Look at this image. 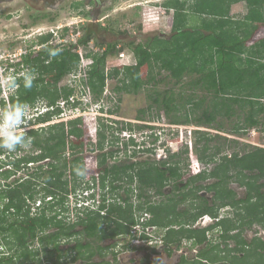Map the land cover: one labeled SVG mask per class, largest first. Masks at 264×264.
<instances>
[{
  "label": "trees",
  "instance_id": "trees-1",
  "mask_svg": "<svg viewBox=\"0 0 264 264\" xmlns=\"http://www.w3.org/2000/svg\"><path fill=\"white\" fill-rule=\"evenodd\" d=\"M241 1L246 3L247 11L237 18L231 15L230 10L233 4ZM161 5L165 10H172L170 34L154 35L144 40L133 37L122 42L123 47L131 49L136 61L109 69L106 67L107 56L115 54L121 42L117 39L111 43H100L99 46H104L101 54H86L92 57V63L87 70L86 80L82 79L77 86L59 83L77 67L79 54L75 49L79 45H86L93 37V29L84 27L82 36L75 43L67 42L62 46L51 41L52 32L39 34L29 47L35 45L40 48L22 57V66L36 74L33 87L24 89L21 84L15 95L9 94L6 99H0V106L4 108L20 101L33 107L42 101L52 109L36 115L29 124L45 122L60 114L58 101L63 100L69 106L81 101L75 97L79 85L87 88L92 98L98 100L103 95L107 79L118 78L115 86L118 92L137 93L146 89V96L150 100L148 111L152 107L162 110L171 124L190 123L227 131L225 120L235 117L236 122L228 129L233 134L263 127L264 0H164ZM192 17L198 18V22L189 25ZM55 49H61L60 54L50 56V51ZM71 96L74 102L70 101ZM100 108L103 110L102 106ZM147 109L141 108V114L136 118L143 120ZM112 121L117 123L115 129L118 132L129 133L127 140L111 131L112 124L99 121L96 143L93 144L99 152L87 156V161L78 154L90 144L85 141L88 128L83 116L63 119L39 129L30 128L26 135L32 139V143L29 150L18 149L25 151L20 155L0 150V176L5 181L0 184V246L4 247L0 264L23 262L37 256L40 251L46 256L60 252L61 239L72 236V229L78 223L85 224L87 232L101 231L104 236L106 232L102 223L112 218L127 222L120 223L113 235L127 232L134 220L135 210H147L152 214L149 225L170 221V214L174 217L184 215L190 219H196L204 212L215 215L216 207L208 206L207 200L197 206L196 212L190 208L177 210V207L189 192L196 196V191L202 187L214 191L213 200L218 196L221 199L232 196L227 183L230 179L242 181L240 175L248 176L251 180L249 188H255L257 196L264 198V193L258 190L264 183L254 184L255 180L264 177V147L249 148L238 139L228 138L219 132L195 129L193 146L185 144V148L176 152L168 150L166 159L110 164L108 160L117 150L103 151L106 143L120 142L127 154L128 145L137 144L132 131L150 127L144 123ZM227 149L232 150L226 153ZM150 150L145 148L141 151ZM135 153L137 151L133 150L132 154ZM5 154L6 160L3 158ZM193 154L195 157H192ZM194 159L212 163V168L209 171L200 170L189 177L182 188L178 187L177 182L183 180L187 166ZM43 160L47 162L39 163L26 176L6 181L18 170L27 169L29 163ZM77 170L90 175L91 180H86L88 182L83 189L98 186L99 193L97 196L94 190L90 194L96 200L95 205L81 207L89 210L86 216L77 215L79 220L70 222L65 215L58 217V207L72 206L75 209L76 203L73 205L68 195L83 191L79 188L85 176L80 178ZM207 177H214L215 180L207 186L199 184L187 188L188 184ZM108 178L111 189L107 185ZM123 179L128 183L126 196H121L124 203H118L113 192L118 186L113 183ZM133 181L138 182L137 196L141 200L137 203L132 197L135 189L131 187ZM170 183L174 189L168 195L163 189ZM150 191L164 197L154 203L150 199L153 195L149 194ZM109 192L114 197L112 202L106 201ZM38 197L42 199L41 204H38L37 211L32 212L31 208ZM46 197L49 198L45 200ZM225 203L223 201L220 205ZM34 242L39 247H31Z\"/></svg>",
  "mask_w": 264,
  "mask_h": 264
},
{
  "label": "rangeland",
  "instance_id": "rangeland-1",
  "mask_svg": "<svg viewBox=\"0 0 264 264\" xmlns=\"http://www.w3.org/2000/svg\"><path fill=\"white\" fill-rule=\"evenodd\" d=\"M101 1L100 5L94 2V0H0V99H6L10 94L6 86L8 76L10 74L22 76L25 71L26 67L22 66L21 57L24 54L40 48V46L35 45L29 47L32 40L39 34L52 32L53 36L51 41L62 46V44L67 42L72 43L73 39L75 40L82 36L83 28L89 26L93 29L94 34L83 47L84 52L88 55L101 54L104 46H99L100 43H111L119 39L121 43L117 46V52L107 56L106 67L109 69L114 66L134 64L136 61L131 49L123 47L122 42H127L133 37L144 40L154 35L166 36L171 32V23L169 20L172 17V10L163 9L161 4L164 0ZM246 11V3L241 1L232 5L230 13L234 17L241 18ZM43 13H45V16H41ZM196 21L198 22V18L192 17L189 25L195 24ZM65 84L77 86L68 76L64 77L59 83V85ZM116 84H118V78H108L103 95L98 100L93 99L91 94L89 96L90 98L82 100L81 93L83 92V87L79 85L76 89L75 97L81 98L80 100L82 101L74 106L63 104L66 109L60 115L52 117L49 121L29 124V129H39L42 126L63 119L83 116L88 128L85 141L90 142V144L87 145L84 151L78 154L82 156L84 161H87V156H94L99 152L93 145L96 143V130L99 121L112 124L113 128L111 131L125 140H127L129 133L118 132L115 129L117 123H114L112 120L130 121L135 124L144 123L150 126L132 131L131 135L137 144L135 146L128 145L127 154L122 149L120 142L114 144L106 143L104 149H102L103 151H108L109 149L117 150L112 159L110 158L108 160L109 163L113 160H123V163H126L132 160L159 161L160 159H166L168 157V150L176 152L177 150L185 148V144L193 146V130L195 129L219 132L228 138L238 139L241 143L247 144L249 148L252 146L264 147V126L250 128L243 134H233L228 132V129L236 122L235 117L227 121L225 120L224 127L227 128V131H219L215 128L190 123L171 124L162 110L152 107L148 111L149 109L147 107L149 106L150 100L146 96L148 92L146 89L139 90L137 93L118 92L115 89ZM161 87L162 85L159 88L161 89ZM101 106L103 110H101ZM41 108L43 106H38L37 109L30 106L31 121H34L36 114L43 111ZM141 108L147 109L145 112L146 115L143 120H138L136 116L141 114L139 111ZM0 109H3V107L0 106ZM149 116H152V118ZM154 136H157V138L154 139ZM231 146H234V144H231ZM145 148L151 150L141 151ZM27 150L29 149L27 148ZM133 150L137 151L134 155L132 154ZM231 150L227 149L225 152L230 153ZM24 152L21 149L16 151V154L20 155ZM6 156L5 154L3 158L5 159ZM192 157H195V155L193 154ZM196 160H191L190 165L193 169L188 165V170L185 171V174H192L191 172L196 173L200 170H205V168L209 169L212 167V164L204 165ZM36 165H38L37 162L29 165L27 169L18 170L15 176H11L6 181L9 182L13 178L26 176L27 173L35 170ZM43 168H46V166ZM66 174H68V171ZM86 180H91L89 174L83 176V183L79 188L80 190H86L83 189L86 182H88ZM3 182L5 181L0 176V184H3ZM98 188V186L94 188L97 196L99 193ZM89 192L85 191L83 196ZM48 198L46 197L45 200ZM159 199L160 196H152V200L154 201ZM41 201L42 199L40 198L35 200L34 207L32 206L31 208L32 212L38 210L37 208L40 206L38 204H41ZM134 202L137 203L138 201L134 199ZM66 204L69 203L66 202ZM257 204L259 203L249 205L250 218L253 217L250 215L256 214ZM187 207H189L187 203L180 206L182 209ZM68 208L71 210V206H67V210ZM67 216L75 218L77 213L68 211ZM31 247L35 248L39 247V245L34 242L31 244ZM39 250H41V247ZM3 251L4 247L0 246V254ZM37 256L45 255L44 252L40 251Z\"/></svg>",
  "mask_w": 264,
  "mask_h": 264
},
{
  "label": "flooded vegetation",
  "instance_id": "flooded-vegetation-1",
  "mask_svg": "<svg viewBox=\"0 0 264 264\" xmlns=\"http://www.w3.org/2000/svg\"><path fill=\"white\" fill-rule=\"evenodd\" d=\"M94 2L101 5L102 1L94 0ZM41 16H45V13ZM146 161L151 162V160ZM45 162L47 160L37 162V164ZM113 163L122 164L123 160H114L110 164ZM32 164L34 163H29V165ZM202 164L210 165L212 163ZM190 167L192 168L191 165ZM211 168H205V170L209 171ZM191 173L184 174L183 180L178 181L177 186L182 188L189 177L197 174V172ZM240 176H242V181L230 179L227 183V187L233 193L232 196L222 197V199L218 196L213 200L214 191L202 187L196 191V196L189 192L177 207V210H181L180 206L187 203L189 204L187 208L196 212L197 206L202 204L203 200H207L208 206L216 207L215 215L204 212L196 219H190L184 215L174 217L170 214V221L161 225H149L148 221L152 214L147 210H135L134 220L129 225V231L113 235L112 232L120 223L126 224L127 222L109 218V221L102 223L106 232L104 236L101 231L89 233L85 224L78 223L72 229V236L61 239L60 252H53L52 256H46V254H44L45 256H35L23 262L16 261L13 264H264V200H262L264 198L257 196L255 188H249L251 180L248 176ZM125 179L113 183L118 186L113 191L118 203H124L121 196H126L125 187L128 186V183ZM214 180V177L196 180L194 183L188 184L187 188L199 184L207 186ZM107 183L108 188L111 189L109 178ZM137 183L133 181L131 184V187L135 188L132 197L140 201L141 199L139 200L137 196L139 194ZM259 183H264V177L254 181V184ZM167 187L163 190L166 194L171 195L174 187L171 183ZM258 190L264 193V186L259 187ZM149 194H153L150 199L154 203L164 197L162 195L159 200L154 201L152 196L158 195L153 191H150ZM111 195L109 192L107 202L114 200ZM223 201L226 203L220 205ZM256 203H259L256 206V214L250 215L253 216L250 218V208L248 207ZM58 209L60 210L58 217L65 215L66 220L70 222L78 221L79 217L67 216L68 211L76 212L78 216L83 217L89 212L77 205H75V209L71 208V210L69 208L67 210V206L62 208L59 206ZM115 219L117 218L115 217ZM136 238L140 239L139 243L134 242Z\"/></svg>",
  "mask_w": 264,
  "mask_h": 264
},
{
  "label": "clouds",
  "instance_id": "clouds-1",
  "mask_svg": "<svg viewBox=\"0 0 264 264\" xmlns=\"http://www.w3.org/2000/svg\"><path fill=\"white\" fill-rule=\"evenodd\" d=\"M60 52L61 49H55L50 51L49 55L55 57ZM35 79V72L31 69H25L22 76L18 77L15 74H10L7 78L6 86L9 93L15 95L21 87V84L24 89H31ZM38 106L45 107L46 104L40 101L33 108H38ZM30 120V106L27 103L17 101L10 106L0 109V150L14 153L20 148L27 149L32 143V139L26 135L29 131ZM77 175L83 176L85 172L83 170H77ZM85 191L90 192L82 197L83 200L91 202L93 198L90 197V194L94 189H86Z\"/></svg>",
  "mask_w": 264,
  "mask_h": 264
},
{
  "label": "built area",
  "instance_id": "built-area-1",
  "mask_svg": "<svg viewBox=\"0 0 264 264\" xmlns=\"http://www.w3.org/2000/svg\"><path fill=\"white\" fill-rule=\"evenodd\" d=\"M78 39V38H77ZM77 39H73V43H75L76 41H77ZM83 45H79L76 49H75V51L76 52H78V54H79V61H78V64H77V67L74 69V70H72L67 76L69 77V79H71L74 83H76V84H78V83H80L81 81H82V79L83 80H86V77H87V70H88V68H89V66H90V64L92 63V57L91 56H87L86 55V52H84V50H83ZM66 76V77H67ZM83 87V86H82ZM90 96V92H89V90L87 89V88H85V89H83V92H82V100L83 99H88V98H90L89 97ZM81 99V98H80ZM81 100V101H82ZM70 101L71 102H74V98H73V96H71L70 97ZM60 107H61V112H60V114L63 112V111H65V109L66 108H64V105L66 104L65 103V101H63V100H60V101H58V103H57ZM64 104V105H63ZM67 105V104H66ZM37 109V108H36ZM41 109H43V111H45V110H49V109H52V107H47V106H45V107H43V108H41ZM64 109V110H63ZM43 111H41V112H43ZM40 113V112H39ZM38 113V114H39ZM38 114H36V115H38ZM59 114V115H60ZM85 191H83V192H81V191H78L76 194H70V195H68V197H69V199H70V201L73 203V204H75L76 203V205L77 206H79V207H83V206H85V205H95L96 203V200H91V202H89V201H87V200H83V193H84ZM134 242H136V243H139L140 242V239L139 238H136L135 240H134Z\"/></svg>",
  "mask_w": 264,
  "mask_h": 264
}]
</instances>
